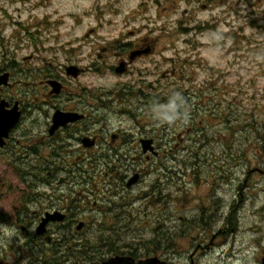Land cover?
Wrapping results in <instances>:
<instances>
[{"label":"flooded vegetation","instance_id":"obj_1","mask_svg":"<svg viewBox=\"0 0 264 264\" xmlns=\"http://www.w3.org/2000/svg\"><path fill=\"white\" fill-rule=\"evenodd\" d=\"M96 33L73 37L63 63L37 46L22 58L0 55V264H135L151 256L179 264L172 240L188 226L178 211L191 197L181 194L182 172L163 163L179 152L167 146L173 125L156 116L162 125L153 126L151 116L165 85L149 78L167 63L166 48L157 52L155 39L136 30ZM109 77L115 81L102 82ZM202 202L190 219L213 211ZM155 207L160 229L147 239L143 217ZM135 226L144 237L135 238Z\"/></svg>","mask_w":264,"mask_h":264},{"label":"rangeland","instance_id":"obj_2","mask_svg":"<svg viewBox=\"0 0 264 264\" xmlns=\"http://www.w3.org/2000/svg\"><path fill=\"white\" fill-rule=\"evenodd\" d=\"M203 5L208 8L202 9ZM183 27L191 30L184 32ZM92 28L99 35L109 36L140 31L155 39L157 52L166 48L167 63L159 74L149 78L160 79L165 85L163 96L176 89L175 97L179 98L180 90L210 94L216 89L219 96L212 100L211 108L217 104L218 111L227 116L235 110L242 120L252 109L259 121H264V0H0V55L8 51L22 58L37 46L44 57L52 60L56 54V61L63 63V47L77 42L73 37L84 36ZM54 48L58 50L52 51ZM172 69H179L175 78L170 74ZM163 71L170 77L166 81L161 79ZM114 81L111 77L102 80ZM171 101L175 109L166 112L173 125L167 146H175L179 152L167 154L163 163L173 172H182L183 189L191 197L179 209L178 216L191 220L202 201H209L214 212L210 220H205L204 229L178 231L172 240L173 261L261 264L264 175L258 179L255 172L259 133L252 134L244 121V130L239 131L240 121L230 124L209 115L201 118L196 113L192 120L182 119L178 111L189 117L196 109L195 98L180 99L178 105L174 99ZM201 108L208 110L205 105ZM165 110V103L151 106L153 126L162 125L155 117L163 116ZM256 129L263 131L257 123ZM196 156L201 179L192 183L190 162ZM261 165L264 168V161ZM176 179L174 176L173 180ZM176 190L175 184L167 187L169 194ZM159 215V208L155 207L143 217L147 239L155 235L151 230L160 229ZM178 216L176 223L181 222ZM139 229L135 226V238L144 237Z\"/></svg>","mask_w":264,"mask_h":264},{"label":"trees","instance_id":"obj_3","mask_svg":"<svg viewBox=\"0 0 264 264\" xmlns=\"http://www.w3.org/2000/svg\"><path fill=\"white\" fill-rule=\"evenodd\" d=\"M210 88L213 89L214 86H211ZM212 92L213 93H210V94L203 93V92H197L196 93L197 101H196V104L194 105V108H196V109H193V110H195V112L188 114V116L189 117L193 116V114L196 113V115L199 114V116H201V118H205L207 115H209V118L210 117H214V118L217 117V118L223 119L224 121L232 122L233 124L240 121L241 122V128L239 131L244 130L245 127L243 126V121H242L240 116L238 117L237 112L235 110H233L232 114L226 118L225 113L218 111L219 108H218L217 104L215 105L214 108H211L210 103H212V100L217 99V97L219 96V93L216 92V89H213ZM180 99L186 100L188 98L185 97L184 95H180ZM165 104H166V112H167L170 109L169 106L172 104V101H171V99H169V97H166V103ZM202 105H205V107H207L208 110L207 109L202 110V108H201ZM199 111H201V112H199ZM254 112L255 111H253L251 109V110H249V112L246 113V115L248 117L246 122H247V127H249L251 129L250 132L252 134H255V132L258 134L259 131H258V129H256L257 118H256V115L254 114ZM178 113L180 116H185L184 112L181 110H179ZM232 134H233V132H232ZM204 136H206V135H204ZM205 140H204V142H205ZM214 140H216V139H214ZM235 153H237V152H235ZM190 163H191L190 165L193 166V170L197 173V176L201 177V174H200L201 172H200V168H199V166H200L199 158L196 156V160L193 162H190ZM203 212H205V210H203ZM204 217H205V214H201L199 218L194 219L193 225H199L200 226V225L206 224L205 220H203ZM154 245H157V242L151 241L150 246L153 247Z\"/></svg>","mask_w":264,"mask_h":264},{"label":"water","instance_id":"obj_4","mask_svg":"<svg viewBox=\"0 0 264 264\" xmlns=\"http://www.w3.org/2000/svg\"><path fill=\"white\" fill-rule=\"evenodd\" d=\"M2 81H5V77L2 79ZM112 264H123L122 260L117 259V260H113V262H111ZM138 264H164L163 262H160V260L158 258H151L148 261L145 262H141Z\"/></svg>","mask_w":264,"mask_h":264},{"label":"clouds","instance_id":"obj_5","mask_svg":"<svg viewBox=\"0 0 264 264\" xmlns=\"http://www.w3.org/2000/svg\"><path fill=\"white\" fill-rule=\"evenodd\" d=\"M169 107L172 108L173 110L175 109L174 105H170Z\"/></svg>","mask_w":264,"mask_h":264},{"label":"bare ground","instance_id":"obj_6","mask_svg":"<svg viewBox=\"0 0 264 264\" xmlns=\"http://www.w3.org/2000/svg\"><path fill=\"white\" fill-rule=\"evenodd\" d=\"M231 232H234V229H232Z\"/></svg>","mask_w":264,"mask_h":264}]
</instances>
